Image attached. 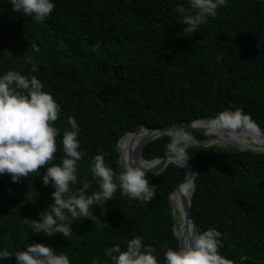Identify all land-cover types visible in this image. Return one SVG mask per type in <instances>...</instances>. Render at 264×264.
<instances>
[{
  "label": "trees",
  "instance_id": "16d2710c",
  "mask_svg": "<svg viewBox=\"0 0 264 264\" xmlns=\"http://www.w3.org/2000/svg\"><path fill=\"white\" fill-rule=\"evenodd\" d=\"M54 3L51 15L36 22L14 11L10 0H0V74L36 75L60 104L54 126L61 134L53 163L64 156L61 141L70 128L68 118L77 120L84 156L76 187L90 182L89 194L99 190L91 173L97 154L119 174V141L142 124L160 128L242 109L255 126L264 127V0H229L190 37L176 11L178 6L187 9L188 0ZM105 87L119 92L106 103L98 98ZM188 132L199 142L210 138L200 130ZM171 137L148 142L143 158L164 157ZM188 151L199 169L191 198L198 231H219V251L233 264H264V152L196 144ZM42 170L18 183L0 175V249L14 253L44 242L68 255L71 264H111L107 248L119 244L125 249L140 236L166 264L165 251L180 248L170 196L187 176L184 168L170 162L160 173H147L156 189L149 202L130 200L118 190L112 200L93 206L99 219L69 217L73 232L66 239L59 233H33L25 223L38 219L52 202L54 189L43 184ZM0 264H15V257Z\"/></svg>",
  "mask_w": 264,
  "mask_h": 264
},
{
  "label": "clouds",
  "instance_id": "9594fccd",
  "mask_svg": "<svg viewBox=\"0 0 264 264\" xmlns=\"http://www.w3.org/2000/svg\"><path fill=\"white\" fill-rule=\"evenodd\" d=\"M13 10L32 17L36 22H44L55 8L54 0H10ZM229 0H188V8L178 6L176 11L182 15L183 32L188 37L198 32L210 17H216L218 10L225 7ZM26 63L37 66L31 57ZM61 106L52 94L44 90V85L36 75L22 74L9 70L0 74V175L8 174L13 183L31 173L41 172L45 186H51L52 202L38 213V219L28 218L32 232L52 237L61 234L70 237L72 220L99 219L92 211L94 205L105 204L112 200L119 190L130 200L149 202L156 196V189L146 177V168L125 163L117 174L105 163L104 156L94 157L91 173L99 190L88 193L90 182L78 183V162L83 158L78 136L80 128L74 117L68 118L70 128L62 135L64 156L59 163H53L57 152L56 138L60 129L55 127ZM212 130L246 128L256 131L251 117L242 109H226L211 119ZM192 142L190 135L177 133L167 145L171 162L181 168H190L191 154L188 151ZM72 218V220L69 219ZM105 226V224H103ZM106 227V226H105ZM221 233L215 228L189 233L184 246L169 248L164 253L166 264H233L222 255ZM15 257V264H71L65 253H57L51 245L33 242L23 250L14 253L0 249V261ZM111 264H160L156 249L146 245L140 236L131 238L122 249L119 244L105 250ZM94 264L98 262L94 261Z\"/></svg>",
  "mask_w": 264,
  "mask_h": 264
},
{
  "label": "bare ground",
  "instance_id": "6f19581e",
  "mask_svg": "<svg viewBox=\"0 0 264 264\" xmlns=\"http://www.w3.org/2000/svg\"><path fill=\"white\" fill-rule=\"evenodd\" d=\"M209 120H202L200 122L192 123V126H198L204 129L208 134H216L218 138H220L224 142L234 143L239 145L240 147L249 149L253 148L248 145H253L260 143V147H264V131H251L246 128L244 129H233V130H212L209 127ZM185 126H178L170 131L171 134L176 135L177 133H182L186 135H190L192 137L191 144L196 143L195 137L191 135ZM159 135L157 131H151L146 128H141L138 132L129 133L125 135L120 141V147L122 151H124V160L126 163H131L133 165L145 167V168H155L159 165V160L155 159L152 161H146L141 157L142 146L149 140L155 138ZM229 143V144H230ZM257 146V147H258ZM134 154H136L139 159L136 161ZM124 162V161H123ZM137 162V163H136ZM188 172H191V168H187ZM194 189V179L193 172L190 176L181 183L179 188L172 194L171 202L173 206V210L177 216V233L182 239V246H184L185 240L188 237L189 233L192 232L190 227L186 225L183 215V203L182 197L184 195L190 196Z\"/></svg>",
  "mask_w": 264,
  "mask_h": 264
},
{
  "label": "water",
  "instance_id": "95a60500",
  "mask_svg": "<svg viewBox=\"0 0 264 264\" xmlns=\"http://www.w3.org/2000/svg\"><path fill=\"white\" fill-rule=\"evenodd\" d=\"M118 93H119V92L116 91L113 87H105V88H103L102 90H100V92L98 93V98H99L102 102L106 103V102L108 101V97H109V96L114 97V96H117ZM213 118H214V116H203V117L195 118V119H193V120L190 121V122H178V123H175V124H173V125L164 126V127H160V128L148 127V126L142 124V125L138 126L134 131L127 132L125 135H127V134H129V133H135V132H138L141 128H146V129H149V130H151V131H157V132H159V135H158V136H156L155 138H153V139L147 141V142L142 146V152H143V149H144L145 145H146L148 142H150V141H152V140H155L156 138H158V137H160V136H163V135H171V136H173V134H171L170 131H171L172 129L178 127V126H185V127L187 128L188 131L191 130V129H196V130H200V131H203V132H205L206 134H208L204 129H202V128L198 127V126H192L191 124H192V123H196V122H200V121H202V120H209V119L211 120V119H213ZM240 129H244V128L241 127ZM256 129L259 130V131H264V127H258V126H256ZM223 130H226V129H223ZM231 130H233V129H231ZM125 135H124V136H125ZM124 136H123V137H124ZM123 137H122V138H123ZM122 138L120 139V141L122 140ZM120 141H119V144H118V148H119V152H120V163L123 164V163H122V160H121V147H120ZM194 144H196V145H210V144H208V143H206V142H204V143H203V142H202V143H199V142H198V143H194ZM232 144L235 145V146H237L238 148H240V149H242V150H245V151L264 152V147H253V148L246 149V148L240 147L239 145H236V144H234V143H232ZM134 157H135V160H136V161L139 159V157H138L136 154H134ZM141 157L143 158L142 153H141ZM143 159H145V158H143ZM155 159H157V160L160 161V162H159V165H158L157 167H155V168H146V169H147V170H146V174L149 173V172L160 173V172H162V171H163V170L169 165V163L171 162V158L168 156V152H167V154H166L164 157H157V158H153V159H150V160H148V159H145V160H146V161H152V160H155ZM136 163H137V162H136ZM189 165H190V168H191V172L189 173L188 170L184 168L185 171H186V173H187V176L185 177L184 180H182V181L180 182V184H178V186H177L176 189L172 192V194H173V193L179 188V186L181 185V183L184 182V181L190 176V174H191L192 172H193V179H194L195 175L198 173V170H199V169H198V166L195 165V164L193 163V161H192L191 158H190V160H189ZM194 189H195V181H194ZM194 189H193V191H192V193H191L190 196H186V195H184V196L182 197L184 220H185L186 225H188L192 231H194V230H198V225H197L196 221L194 220V218L192 217V210H191V206H192V199H191V198H192V195H193V193H194ZM172 194H171V196H172ZM171 196H170V200H172V199H171ZM173 213H174V215H175V217H176V221H177V216H176V213H175L174 210H173ZM176 226H177V224L175 225V233H176V235H177L178 238H179V241H180V248H181V246H182V239L180 238V236H179L178 233H177V227H176Z\"/></svg>",
  "mask_w": 264,
  "mask_h": 264
},
{
  "label": "rangeland",
  "instance_id": "374dc122",
  "mask_svg": "<svg viewBox=\"0 0 264 264\" xmlns=\"http://www.w3.org/2000/svg\"><path fill=\"white\" fill-rule=\"evenodd\" d=\"M208 135L210 136V138L208 140H206V141H203V143L206 142V143H208L210 145H222V146L233 145L230 142L222 141L220 138L217 137L216 134H208ZM195 142L198 143L199 141L197 139H195ZM199 143H202V142H199ZM257 145H260V143H257ZM263 145H264V143H263ZM258 147H260V146H258ZM124 159H125L124 158V151H122V149H121V160H122L123 165L126 163Z\"/></svg>",
  "mask_w": 264,
  "mask_h": 264
}]
</instances>
